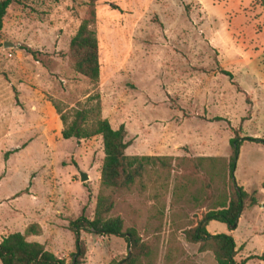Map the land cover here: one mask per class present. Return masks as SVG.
Masks as SVG:
<instances>
[{
  "label": "rangeland",
  "instance_id": "374dc122",
  "mask_svg": "<svg viewBox=\"0 0 264 264\" xmlns=\"http://www.w3.org/2000/svg\"><path fill=\"white\" fill-rule=\"evenodd\" d=\"M86 9L83 0H15L6 12L0 33V242L38 224L41 236L27 240L69 263L75 238L68 225L81 215L93 218L104 152L101 137L64 140L53 104L72 109L99 94L102 119L127 130V156L172 158L166 161L171 168L146 167L129 189L114 194L111 216L152 245L155 264H217L182 231L229 195L231 128L242 139L264 140L259 0L95 4L97 87L73 70L69 56ZM5 42L14 47L4 48ZM22 47L36 52V60ZM233 177L257 205H246L236 228L211 222L207 230L234 238L237 263L264 264L258 259L264 253V145L243 141ZM81 239L85 264H110L129 252L122 238L82 232Z\"/></svg>",
  "mask_w": 264,
  "mask_h": 264
},
{
  "label": "trees",
  "instance_id": "16d2710c",
  "mask_svg": "<svg viewBox=\"0 0 264 264\" xmlns=\"http://www.w3.org/2000/svg\"><path fill=\"white\" fill-rule=\"evenodd\" d=\"M87 5V17L82 21L76 34L71 38L69 56L72 59L73 70L97 87L100 79L99 41L94 24L96 21L95 4L107 0H83ZM15 0H0V33L3 30L4 18L8 8ZM264 14V0H259ZM118 10L116 6H111ZM187 8V7H185ZM22 51L36 60V52L27 47ZM219 73L228 78L230 83L243 93L234 76L220 69ZM63 123L62 138L74 139L78 142L95 137H101L104 159L100 175V192L98 194L93 218L90 220L81 215L70 221L68 230L74 235V251L69 256V263L57 258L46 250L39 242L27 239L31 236H41L42 228L38 224L27 227L24 234L12 233L0 242V264H85L87 253L86 243L81 239V233L94 234L105 238H122L128 246V254L121 260H113L110 264H155V252L152 245L145 242L138 232L131 228L124 231V221L121 217L111 216L114 209V194L129 189L137 179H140L146 167L153 165L167 166L171 157L159 156H127L126 151L132 145L127 141V130L124 125L114 130L110 123L101 117L99 94L89 95L84 103H78L75 108L62 109L53 104ZM214 122L225 121L214 118ZM234 135L230 139L231 155L228 158L229 195L215 202L214 207L204 213L201 218H195L193 226L182 231L186 242L199 245V252H211L217 264H245L236 262V243L234 238L225 234L212 235L207 227L211 222L226 225L229 229L236 228L246 205L254 207L256 199L239 188L234 182L233 173L238 160L239 150L244 140L264 145V140L256 138L242 139L239 129L231 128ZM212 159V158H207ZM204 158L201 159V161ZM171 168V167H170ZM264 262V253L258 258Z\"/></svg>",
  "mask_w": 264,
  "mask_h": 264
},
{
  "label": "water",
  "instance_id": "95a60500",
  "mask_svg": "<svg viewBox=\"0 0 264 264\" xmlns=\"http://www.w3.org/2000/svg\"><path fill=\"white\" fill-rule=\"evenodd\" d=\"M12 47H14V45L12 44V43H10V42H5L4 43V48H12ZM88 176H87V174H85V173H81V175H80V180H81V182H87L88 181Z\"/></svg>",
  "mask_w": 264,
  "mask_h": 264
},
{
  "label": "crops",
  "instance_id": "0c3cea01",
  "mask_svg": "<svg viewBox=\"0 0 264 264\" xmlns=\"http://www.w3.org/2000/svg\"><path fill=\"white\" fill-rule=\"evenodd\" d=\"M32 242H36V241H32Z\"/></svg>",
  "mask_w": 264,
  "mask_h": 264
}]
</instances>
